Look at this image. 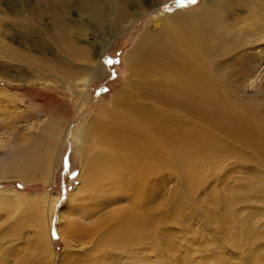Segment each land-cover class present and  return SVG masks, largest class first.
Here are the masks:
<instances>
[{
	"label": "rangeland",
	"instance_id": "rangeland-1",
	"mask_svg": "<svg viewBox=\"0 0 264 264\" xmlns=\"http://www.w3.org/2000/svg\"><path fill=\"white\" fill-rule=\"evenodd\" d=\"M23 1L0 0V264H264V25L239 33L249 28L238 19L250 8L236 9L226 23L200 34L186 20L153 23L161 15L194 13L203 0L144 9L121 32L99 31L83 17L85 30L73 29L68 46L86 52L71 57L50 38L57 23L47 16L37 20ZM65 14L73 28L78 25L74 8ZM201 34L210 42L195 49L194 59L206 80L186 78L179 85L175 72L153 71L162 89V148L173 167L163 163L138 185L148 194L143 214L155 217L157 228L141 243L124 246L115 237L123 226L120 212L130 207L128 191L111 193L110 180L83 190L82 160L108 151L96 149L94 140L107 119L112 127L124 126V106L149 107L150 97L136 98V83L145 81L140 74L153 69L140 61L141 51L165 42L176 49L180 40L192 49ZM104 46L95 77L93 56ZM127 55L142 71L128 68ZM60 58L71 73L67 78L43 67L61 66ZM43 97L62 101L70 113L43 109ZM97 105L110 107L117 118L98 115Z\"/></svg>",
	"mask_w": 264,
	"mask_h": 264
},
{
	"label": "bare ground",
	"instance_id": "bare-ground-1",
	"mask_svg": "<svg viewBox=\"0 0 264 264\" xmlns=\"http://www.w3.org/2000/svg\"><path fill=\"white\" fill-rule=\"evenodd\" d=\"M168 1L170 0H145V1L143 0H46L44 2L42 0H39L38 2L35 0L33 2L24 0L23 2L24 5L30 8V14L34 16L37 20L40 21L44 20L45 18L44 16H47L49 17V19L51 18L54 22L57 23V28L55 29V32L52 33L50 38L57 46H59V48L60 47L64 48L66 54L70 53L69 56L71 55V57L74 56L83 57L86 51L85 52L79 50L73 51L71 47L68 46L70 44L69 37L73 29H75V31L78 33H82V31L85 30L84 24L81 23V19L83 17L85 18L86 21L91 22V24H93L94 27L99 31L102 29V27L106 26L108 28V31L110 32L115 30L121 32V30L123 31L130 24L129 22L135 20V18L139 15V13L142 10L145 9L146 13L158 12L160 6L164 5ZM203 2H204V6H201V8H199V10H197L194 13H190V14L174 13L173 15H164V16L161 15V18L155 20V23H153V25L157 26V22L160 20L169 21L170 19V21L173 23L177 21L179 22L186 20L187 22H190L192 26L195 28V31L198 30L200 34L203 28L204 29L210 28L211 24L220 21L221 24L226 23L227 21H225V19L233 15L236 9H239L243 6H246L250 9L247 12L248 14L246 18L238 19V20L244 24H247L249 28L247 30L244 29L242 31H239L240 34L249 31L252 32V30L256 28H261L264 25V0H203ZM69 8H74L76 10V15H77L76 21L78 25L76 24L74 28L72 25H70V21L67 20V18L65 17L67 16L65 14V11L66 9ZM10 9L12 10L15 9L14 5L11 4ZM229 21L230 23H233L234 19H230ZM127 23L129 24L126 26ZM44 24L46 25L47 23L45 22ZM233 24L235 25L236 28L238 23H233ZM182 34L183 33H181V36ZM144 36H146L147 38L151 37L148 35V33L144 34ZM157 41H152L150 43H155ZM180 41L175 43L177 45L176 49L168 46L167 44H165L166 43L165 42L162 46L158 45L154 47L152 46L149 49L147 48L146 51L148 52V54L145 53L144 50L141 51L140 61L144 62V64L146 65H151L153 69L144 70V72L140 74L142 75L140 77H144L145 81L141 79L142 83L139 84L136 83L137 87L140 88L136 98L143 99L144 97L147 96L150 97L149 107L146 105L142 107L131 106V105L124 106L126 110L125 112H127V114H121V117L123 118L127 116V119L125 120L121 118V120H119V123L122 121L129 122V124H126L124 126L120 124H116L112 127L110 126L112 124H110L107 119L106 122H104L103 125L101 126L103 130L102 134L101 133H100L101 135L98 134L99 136L95 135L94 140H95L96 149H99L100 147L101 148L105 147L107 148L108 151L106 153H102L99 152V150H96L94 154L90 156L89 160L86 159L82 160L81 174L83 176L82 181L84 184L82 183L83 185L80 186L82 187L83 190H87L89 187H93L97 185L98 187H100L103 183H109L110 180L112 183L111 190L114 191L111 193H118V191L122 189L128 191L129 196L127 197V201L129 202L130 207L127 208V210H122L120 212V214L123 216V223H122L123 226H121L119 229L121 231L119 235L115 237L117 241L118 240L123 241L124 246L125 244L129 245V243L134 241H138L141 243L145 239V237H147L146 235H148V233L151 234L152 232H156L155 230L157 228L155 217L154 219H151L145 214H143L144 212L142 210L145 204L144 202L146 200V197H148L147 196L148 194L146 192L144 193L143 191L145 190L140 189L138 185L143 181H146V179L149 180L151 177L156 176L160 168L162 167L163 163L169 165V167H173L172 166L173 162H171L172 157L171 158L167 157V155L163 152L164 150L162 148L161 133L163 129L161 127L162 118L160 115L161 105L159 101V92L162 89L159 88L160 81H158L157 79L158 75L156 76V74H154L153 71L157 69L158 70L163 69V70H171L175 72L177 74L176 81L177 83H179V85L183 84L184 79L186 78L192 81L195 80V82H198V80H202V79L206 80V78H203L204 75L202 74V70H200L199 67L196 66V65H200V63L198 62L197 59L195 60L194 57L196 58L195 49H197L198 52L199 49L204 48L205 44H208L210 40H208V38L206 39L203 38V35L201 34L195 38L194 42H192L193 44L192 49L191 47L190 48L185 47L186 45L183 46L185 44V41L184 44L182 43L183 41L182 42ZM161 42H163V40H161ZM142 47L143 46H140L138 51H140ZM104 48L105 46L101 48L99 47L100 50H97L93 56L95 58V62L93 63V65L95 66L94 67L92 66L90 72H92L95 77H99L101 75L99 71V66ZM127 58L131 59V64L129 62L127 64L129 69L131 68V66L132 68L137 66L136 63H134L135 56L127 55L126 59ZM194 60L196 61L195 63L193 62ZM203 61H201V63H203ZM58 62L62 64L61 65L62 67L59 65H50L43 67L48 72H52V73L57 72L61 75L66 76L67 78L71 73L67 70L66 63L61 58L58 59ZM37 65L38 64H32V66L33 67L36 66V68L38 67ZM142 66L143 65L140 64L136 68L132 69L134 71L133 73H135V70L137 72L142 71ZM149 79H151L150 82L148 81ZM91 81L92 80L85 81V83L87 82V84H89L91 83ZM206 88L207 87H205V89ZM202 89L200 88V90ZM208 89L210 88L208 87ZM196 90H198V87ZM195 94L196 93H194L193 96H195ZM204 94H202V96L206 97L204 96ZM119 97L120 95L114 97L112 103L118 105L120 103ZM197 97L199 98L198 95ZM45 98L46 97H43V99L41 100L43 103L40 105L41 107H43V109L44 108L46 109V107L48 108L51 107L49 108L51 111L59 110L60 112L64 113L65 116L70 113V109L67 108L65 105H63L62 101H57L56 99H52V98L45 100ZM110 109H111L110 107L97 105L96 111L98 115L103 117L104 116L109 117L111 113L114 116V112L111 111ZM100 116H98L97 119ZM128 116L130 117L128 118ZM115 117L116 116H114V119ZM118 119H120V116ZM94 123L95 121L93 122L94 126L96 125L99 126L97 130H100L99 129L101 128L100 124L95 125ZM193 134L194 133H192V135ZM194 135L193 137H195ZM75 138H77V136ZM191 140L194 141V138ZM183 142L187 143L186 141ZM191 142L189 143L191 144ZM189 143H187V145ZM183 144L182 146H185V144L184 145ZM112 150L114 151V154L111 156ZM115 151H120V153L116 155ZM188 161L186 160V162ZM134 180L136 181V184L133 183L134 185H131L130 183H128ZM145 183L146 182H144L143 186L146 187ZM80 186L76 187V191L81 190ZM134 187L136 188L133 189ZM132 192H136L137 194L140 193L141 196L132 195ZM71 198H72L71 195L70 197L68 196L69 200H67L66 204L71 205L73 203L74 199Z\"/></svg>",
	"mask_w": 264,
	"mask_h": 264
},
{
	"label": "snow or ice",
	"instance_id": "snow-or-ice-1",
	"mask_svg": "<svg viewBox=\"0 0 264 264\" xmlns=\"http://www.w3.org/2000/svg\"><path fill=\"white\" fill-rule=\"evenodd\" d=\"M189 2H195V0H189Z\"/></svg>",
	"mask_w": 264,
	"mask_h": 264
}]
</instances>
